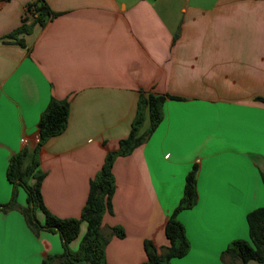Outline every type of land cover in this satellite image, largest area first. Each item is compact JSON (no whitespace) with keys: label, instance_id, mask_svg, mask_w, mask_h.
<instances>
[{"label":"crops","instance_id":"crops-1","mask_svg":"<svg viewBox=\"0 0 264 264\" xmlns=\"http://www.w3.org/2000/svg\"><path fill=\"white\" fill-rule=\"evenodd\" d=\"M35 3L52 12L44 25L27 9ZM141 94L165 96L164 117L114 163L106 263H145L146 241L167 250L166 224L197 167L198 202L178 215L190 251L170 264H242L224 252L249 240L247 215L264 207V0L1 2L0 206L14 192L10 160L35 149L51 99L67 100V129L40 151L41 193L53 215L80 218L90 181L131 131ZM148 127L147 119L142 132ZM16 203L0 210V264L61 255L59 234L27 226L20 187ZM86 230L82 223L79 236Z\"/></svg>","mask_w":264,"mask_h":264},{"label":"trees","instance_id":"trees-1","mask_svg":"<svg viewBox=\"0 0 264 264\" xmlns=\"http://www.w3.org/2000/svg\"><path fill=\"white\" fill-rule=\"evenodd\" d=\"M8 1L10 0H0V3ZM27 9L33 14L35 24L44 25L52 15L44 3L29 4ZM26 31L27 28L23 25L12 36ZM165 100L166 97L162 95H140L131 131L127 138L119 142L117 150L106 155L102 169L90 181L88 198L80 218L61 219L47 210L41 193L45 173L39 168L40 151L51 139L65 132L69 117V102L51 99L39 122V141L35 149L30 151L24 148L10 160L7 179L13 185L14 192L10 203L0 206L2 211L18 208L16 198L20 187L27 194V207L20 208L27 226L35 234L48 231L60 235L62 254L46 258L43 264H107L105 249L108 237L102 232V224L106 213H112L113 210L112 198L116 190L114 163L118 157L131 155L154 134L164 117ZM261 101L264 102V99ZM147 119L149 127L142 132ZM197 173V167H194L187 175L183 197L166 224L165 234L169 242L167 250L160 253L152 242L146 241L144 246L148 260L143 264H170L171 259L183 258L189 253L190 242L178 215L184 210L192 209L198 202ZM38 212L44 216L43 221L37 217ZM246 219L249 240L234 241L228 246L224 256H229L232 263L239 260L242 264H249L250 261L263 264L264 207L250 212ZM82 223H86L87 230L78 250L73 251L70 244L79 237ZM112 233L120 238L125 236L121 227L113 228Z\"/></svg>","mask_w":264,"mask_h":264},{"label":"rangeland","instance_id":"rangeland-1","mask_svg":"<svg viewBox=\"0 0 264 264\" xmlns=\"http://www.w3.org/2000/svg\"><path fill=\"white\" fill-rule=\"evenodd\" d=\"M41 214L38 212L37 217L40 219ZM83 238V235L79 236V240Z\"/></svg>","mask_w":264,"mask_h":264},{"label":"built area","instance_id":"built-area-1","mask_svg":"<svg viewBox=\"0 0 264 264\" xmlns=\"http://www.w3.org/2000/svg\"><path fill=\"white\" fill-rule=\"evenodd\" d=\"M39 137V136H38ZM22 143L24 144V145H26L27 143H28V141L26 140V139H23L22 140Z\"/></svg>","mask_w":264,"mask_h":264}]
</instances>
